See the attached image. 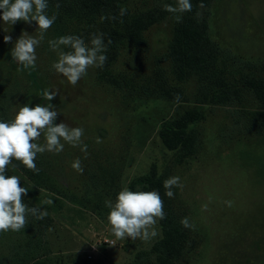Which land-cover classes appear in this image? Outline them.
<instances>
[{
    "label": "rangeland",
    "instance_id": "1",
    "mask_svg": "<svg viewBox=\"0 0 264 264\" xmlns=\"http://www.w3.org/2000/svg\"><path fill=\"white\" fill-rule=\"evenodd\" d=\"M118 3L128 19L147 14L156 22L137 47L125 41L114 52L105 43L104 67L89 68L76 86L51 68L58 52L49 42L77 35L89 44L79 21L67 22L62 33L65 24L56 19L36 49V67L20 70L11 49L24 32L38 37V25L0 20V120L10 121L24 104L51 103L58 110L55 123L84 129L88 151L85 158L61 140V153L37 154L39 173L15 160L8 166L6 175L29 188L23 202L48 216L29 215L25 229L0 232V264H154L150 249L160 238L158 223L148 241L117 240L105 205L150 172L163 182L180 178L174 197L165 198L177 223L187 217L194 225L182 226L186 238L177 264H264V105L241 78H264V0H209L198 8L214 48L213 65L202 75L181 73L165 58L177 14L163 4L175 6L176 0ZM53 14L48 6L47 15ZM44 90L58 91L47 102ZM223 90L228 100L219 103L215 95ZM189 109L202 115L189 127L192 151L166 150L157 136L161 122ZM44 142L43 136L37 141ZM76 158L83 174L71 167ZM48 199L53 203H44Z\"/></svg>",
    "mask_w": 264,
    "mask_h": 264
},
{
    "label": "clouds",
    "instance_id": "2",
    "mask_svg": "<svg viewBox=\"0 0 264 264\" xmlns=\"http://www.w3.org/2000/svg\"><path fill=\"white\" fill-rule=\"evenodd\" d=\"M201 3L199 7H203ZM59 8V4L56 5ZM48 0H0V20L6 24L14 25L17 21L31 24L35 21L38 25L39 36L35 37L24 32L16 40L11 49V57L20 70L34 69L38 59L36 49L44 39V33L53 25L57 15H47ZM163 9L175 15L177 23L182 21V14L192 11L190 0H176L175 6L163 4ZM127 14L126 8L119 10V16ZM200 13H197V17ZM116 16L102 15L101 22L116 20ZM36 30V31H37ZM5 42H10L11 37L5 36ZM50 46L58 52V60L53 62L51 68L65 77L69 84L76 86L78 82L88 74L89 68H103L107 56V45L104 42L103 33L90 35V46L84 38L77 35H65L50 41ZM111 43V41H109ZM64 46L68 51H64ZM58 90H44L42 99L52 101ZM179 99V97H177ZM58 110L51 103L44 105L36 104L30 107L24 104L18 108L13 119L10 121L0 120V232H19L29 224L28 216L36 220H43L48 216L46 210L37 207H28L23 201L28 193L26 187L20 186V177L6 175L8 166L13 160L20 162L25 168L34 173H39L35 163L37 154L45 152L59 154L64 150V143L79 147L88 156L87 145L83 144L84 129L81 127H69L66 123H55ZM44 137V143H37ZM97 143H102L98 137ZM15 166V165H13ZM71 167L78 173L83 174L84 168L80 158H76ZM178 176L164 180L163 187L168 198L174 197L173 187H180ZM44 203L51 204V199ZM110 209L107 215L111 232L117 240L130 238L148 241L158 233L155 229L159 220L165 219L164 202L157 190L131 191L128 188L120 190L115 202L105 201ZM181 225L185 228H193L188 218H182Z\"/></svg>",
    "mask_w": 264,
    "mask_h": 264
},
{
    "label": "trees",
    "instance_id": "3",
    "mask_svg": "<svg viewBox=\"0 0 264 264\" xmlns=\"http://www.w3.org/2000/svg\"><path fill=\"white\" fill-rule=\"evenodd\" d=\"M119 0H48L49 9L57 13V19H62L65 27L67 22L79 21L78 27L82 36H89L87 43L90 45L92 33H103L104 42L111 50L116 52L119 45L125 41L136 47L144 43L142 36L150 25L155 23L156 18L152 15L134 16L127 18L119 16L121 5ZM192 11L182 14V21L175 23L170 40L166 46V55L169 61L185 74L202 75L212 67L214 60V48L206 34V26L199 21L197 11L202 3L206 7L209 0H190ZM59 4V8L56 5ZM102 15L116 16V20H105L101 22ZM119 18L123 19L118 20ZM111 41V43H109ZM109 55V59L114 58ZM246 89L250 90L255 99L264 105V78H256L250 74L241 77ZM219 103L228 100V93L215 95ZM200 112L193 109L185 110L173 120H165L160 124L157 136L168 151L178 150L188 154L194 146V136L189 127L201 119ZM128 189L131 191H153L157 190L164 202L165 219L158 221L160 238L151 246L150 253L153 255L154 264H177L184 249L185 234L182 225L176 222L175 217L169 210L165 198L163 181L154 172L141 175L133 179Z\"/></svg>",
    "mask_w": 264,
    "mask_h": 264
}]
</instances>
